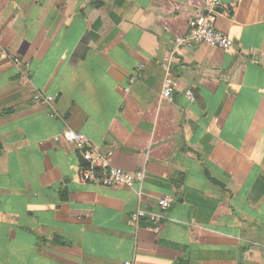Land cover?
I'll list each match as a JSON object with an SVG mask.
<instances>
[{
	"label": "crops",
	"instance_id": "1",
	"mask_svg": "<svg viewBox=\"0 0 264 264\" xmlns=\"http://www.w3.org/2000/svg\"><path fill=\"white\" fill-rule=\"evenodd\" d=\"M201 6L0 0V46L30 62L26 82L0 58V264H264V0L217 19L232 49L178 50L161 102L160 64ZM65 128L143 182L80 184L81 154L53 140ZM162 196L157 231L127 224Z\"/></svg>",
	"mask_w": 264,
	"mask_h": 264
},
{
	"label": "built area",
	"instance_id": "2",
	"mask_svg": "<svg viewBox=\"0 0 264 264\" xmlns=\"http://www.w3.org/2000/svg\"><path fill=\"white\" fill-rule=\"evenodd\" d=\"M237 0H232L229 4H223L220 0H202V6L197 12L187 20L186 30L173 39V49L170 55L163 58L160 67L164 71L160 101L171 103L173 93L176 89V82L170 74V63L178 50L191 49L195 45H206L210 48L220 50H230L234 47L233 41L225 34L216 29V22L220 16L229 17L235 10ZM0 58L8 61L18 72L20 79L28 81L30 62L11 54L8 50L0 46ZM141 71L143 66L139 68ZM140 74L130 79L133 83ZM184 97L188 102L193 101L191 90L184 92ZM54 96H48L39 92L33 94L32 100L35 103H42L49 107L51 116H55L52 104ZM55 142L64 141L70 144L77 152L81 154L84 166L81 168L78 181L80 184H89L105 188L124 186L133 189L135 185L141 184L144 180V171L128 173L112 165L114 155V145H110L105 153H101L97 146L80 132L70 128H65L60 135L53 138ZM173 199L168 196H162L157 200L156 207L159 213H147L143 210H137L129 215L127 224L139 229L142 220L146 219L153 231H157L159 223L163 218L161 212L167 211L173 205ZM161 211V212H160ZM122 264H136L134 260L124 261Z\"/></svg>",
	"mask_w": 264,
	"mask_h": 264
}]
</instances>
